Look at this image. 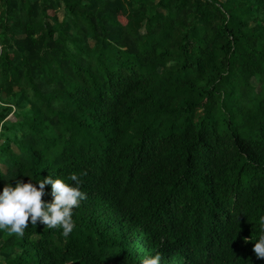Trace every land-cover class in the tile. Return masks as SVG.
Wrapping results in <instances>:
<instances>
[{"label":"trees","instance_id":"trees-1","mask_svg":"<svg viewBox=\"0 0 264 264\" xmlns=\"http://www.w3.org/2000/svg\"><path fill=\"white\" fill-rule=\"evenodd\" d=\"M0 47V192L86 193L3 264H264V0H5Z\"/></svg>","mask_w":264,"mask_h":264},{"label":"clouds","instance_id":"clouds-1","mask_svg":"<svg viewBox=\"0 0 264 264\" xmlns=\"http://www.w3.org/2000/svg\"><path fill=\"white\" fill-rule=\"evenodd\" d=\"M69 179L74 183L53 179L49 175L36 183L18 180L14 187L10 184L5 186L0 192V231L22 237L30 218L34 226L39 221L48 229L61 228L62 236L67 238L75 228L73 210L86 199V193L81 191L82 181L79 176L73 173ZM48 185L51 186V202L42 200ZM259 228V239L254 243L252 251L258 259H264V216L259 218ZM161 260V255L156 254L145 258L142 264H160ZM0 264H3L2 258Z\"/></svg>","mask_w":264,"mask_h":264},{"label":"rangeland","instance_id":"rangeland-1","mask_svg":"<svg viewBox=\"0 0 264 264\" xmlns=\"http://www.w3.org/2000/svg\"><path fill=\"white\" fill-rule=\"evenodd\" d=\"M59 17H60V20H63L64 19V10H62L60 13H59ZM93 44V43H92ZM1 49H2V47H0V54H1ZM254 84H255V82H254ZM256 85V84H255ZM10 119L12 120V121H16V118L12 115L11 117H10ZM0 144H1V142H0ZM14 149L17 151V149L14 147ZM1 166V168L5 171V172H7V167L5 166V165H3V164H1L0 165Z\"/></svg>","mask_w":264,"mask_h":264},{"label":"built area","instance_id":"built-area-1","mask_svg":"<svg viewBox=\"0 0 264 264\" xmlns=\"http://www.w3.org/2000/svg\"><path fill=\"white\" fill-rule=\"evenodd\" d=\"M4 1H5V0H0V3H1V2H4Z\"/></svg>","mask_w":264,"mask_h":264}]
</instances>
